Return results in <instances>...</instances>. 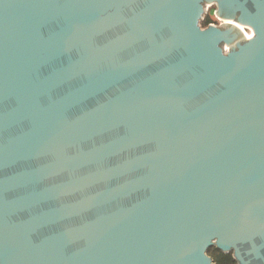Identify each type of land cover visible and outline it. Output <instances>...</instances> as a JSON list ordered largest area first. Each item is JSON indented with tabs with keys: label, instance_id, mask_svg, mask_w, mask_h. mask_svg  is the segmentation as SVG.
<instances>
[{
	"label": "water",
	"instance_id": "1",
	"mask_svg": "<svg viewBox=\"0 0 264 264\" xmlns=\"http://www.w3.org/2000/svg\"><path fill=\"white\" fill-rule=\"evenodd\" d=\"M211 247L264 264V0H0V264Z\"/></svg>",
	"mask_w": 264,
	"mask_h": 264
},
{
	"label": "trees",
	"instance_id": "2",
	"mask_svg": "<svg viewBox=\"0 0 264 264\" xmlns=\"http://www.w3.org/2000/svg\"><path fill=\"white\" fill-rule=\"evenodd\" d=\"M214 11V10H213ZM213 12L209 11L205 16L204 20L201 22L202 27H206L209 23L214 22V16L212 19ZM208 255L214 260L217 264H237L231 252L224 253L217 249L216 247H211L208 249Z\"/></svg>",
	"mask_w": 264,
	"mask_h": 264
},
{
	"label": "rangeland",
	"instance_id": "3",
	"mask_svg": "<svg viewBox=\"0 0 264 264\" xmlns=\"http://www.w3.org/2000/svg\"><path fill=\"white\" fill-rule=\"evenodd\" d=\"M214 10V6H210V8H208V12L210 11H213ZM213 14V13H212ZM206 16V15H205ZM213 16H214V14L212 15V19H213ZM205 18V17H204ZM214 22H211V23H213V24H216V23H219L220 22V20L218 19V18H216L215 16H214ZM244 32H246L247 34H249L250 32H251V30L249 31V29H244Z\"/></svg>",
	"mask_w": 264,
	"mask_h": 264
},
{
	"label": "bare ground",
	"instance_id": "4",
	"mask_svg": "<svg viewBox=\"0 0 264 264\" xmlns=\"http://www.w3.org/2000/svg\"><path fill=\"white\" fill-rule=\"evenodd\" d=\"M226 21H228V22L232 23V21H230V20H226ZM238 27L244 31V29H243L244 27H243V26H241V25H238ZM244 33H245V32H244ZM245 35L247 36V34H246V33H245ZM248 35H251V36H252V31H251V33H249ZM251 36H250V37H251Z\"/></svg>",
	"mask_w": 264,
	"mask_h": 264
},
{
	"label": "flooded vegetation",
	"instance_id": "5",
	"mask_svg": "<svg viewBox=\"0 0 264 264\" xmlns=\"http://www.w3.org/2000/svg\"><path fill=\"white\" fill-rule=\"evenodd\" d=\"M207 14H208V12L206 13V15H207ZM224 22L230 23V22H228V21H223V23H224ZM221 23H222V21L220 20V22H219V23H216V24H221ZM243 29H244V28H243ZM249 31H250V30H249ZM245 33H246V32H245ZM250 33H251V32H250ZM246 34H247V33H246ZM250 36H251V35H248V34H247V37H250Z\"/></svg>",
	"mask_w": 264,
	"mask_h": 264
}]
</instances>
